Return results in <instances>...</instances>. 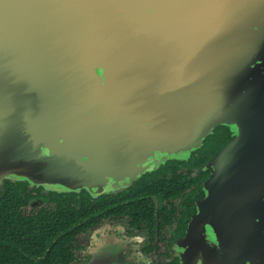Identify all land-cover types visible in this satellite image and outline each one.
I'll return each instance as SVG.
<instances>
[{
  "label": "water",
  "instance_id": "obj_1",
  "mask_svg": "<svg viewBox=\"0 0 264 264\" xmlns=\"http://www.w3.org/2000/svg\"><path fill=\"white\" fill-rule=\"evenodd\" d=\"M219 132L170 251L264 264V0H0L1 191L118 195Z\"/></svg>",
  "mask_w": 264,
  "mask_h": 264
},
{
  "label": "flooded vegetation",
  "instance_id": "obj_2",
  "mask_svg": "<svg viewBox=\"0 0 264 264\" xmlns=\"http://www.w3.org/2000/svg\"><path fill=\"white\" fill-rule=\"evenodd\" d=\"M219 137L223 138L220 135L210 140L213 147L221 142ZM205 161L196 164L173 163L163 172L143 179L142 182L148 187L140 191L143 209L137 219L128 213L113 215L101 209L104 200L108 205L128 203L130 198L136 197L133 193L137 191L134 190L139 186L137 184L125 194L111 195L101 201L92 200L93 222L76 236L72 264H91L94 256L105 259V264H179V258L170 251V244L186 229L192 210L188 196L199 188L205 177L197 172ZM177 193L180 194L176 196ZM104 234H115L114 239L118 241L108 242L102 249L93 251L91 248Z\"/></svg>",
  "mask_w": 264,
  "mask_h": 264
},
{
  "label": "trees",
  "instance_id": "obj_3",
  "mask_svg": "<svg viewBox=\"0 0 264 264\" xmlns=\"http://www.w3.org/2000/svg\"><path fill=\"white\" fill-rule=\"evenodd\" d=\"M219 134L222 135L221 132ZM224 140L221 139L220 146ZM219 145L216 147L219 148ZM211 147L213 145L209 142L189 163L196 164L207 157L209 159L214 151L210 150ZM173 163L178 162H170L167 167L143 179L163 172ZM143 179L136 183L139 185L134 189L137 190L133 193L136 197L130 198L128 203L108 205L104 200L101 209L113 215L128 213L137 219L143 209L140 191L148 187L142 182ZM38 196L40 194L37 191L25 192L21 184L11 181L7 182L5 190H0V264H72L76 236L93 222L91 212L94 201L86 194L41 195L42 203L35 205L38 206L36 208H29L31 199Z\"/></svg>",
  "mask_w": 264,
  "mask_h": 264
},
{
  "label": "rangeland",
  "instance_id": "obj_4",
  "mask_svg": "<svg viewBox=\"0 0 264 264\" xmlns=\"http://www.w3.org/2000/svg\"><path fill=\"white\" fill-rule=\"evenodd\" d=\"M211 139H214V138H211ZM211 139H210V140H211ZM210 140H208V142H207V146H208V144H209ZM214 146L216 147L217 145H214ZM215 147H213V148L211 149V151H213V150H216V148H215ZM32 207H35V208H36V207H38V206H32V205H31V206H29V208H32Z\"/></svg>",
  "mask_w": 264,
  "mask_h": 264
}]
</instances>
